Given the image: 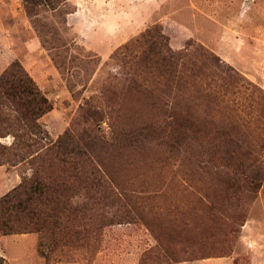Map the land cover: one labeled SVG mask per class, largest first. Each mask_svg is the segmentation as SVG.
Returning a JSON list of instances; mask_svg holds the SVG:
<instances>
[{
    "label": "rangeland",
    "instance_id": "rangeland-1",
    "mask_svg": "<svg viewBox=\"0 0 264 264\" xmlns=\"http://www.w3.org/2000/svg\"><path fill=\"white\" fill-rule=\"evenodd\" d=\"M36 1L30 13L24 0H0V75L19 60L53 101L41 118L52 139L74 123L80 133L90 129L81 107L97 105L92 129L108 143L94 142V154L144 201L134 212L87 211L89 235L65 244L42 248L37 232L0 234V264H264V0ZM146 33L163 34L175 51L200 44L240 75L241 92H226L220 108L198 93L195 113L206 129L189 144L165 126L172 112L123 85L138 59L124 46ZM121 129L139 139L128 149L112 142ZM9 159L0 198L32 174L29 159ZM251 181L262 183L256 192ZM222 185L230 198L220 204ZM218 210L220 224L210 216Z\"/></svg>",
    "mask_w": 264,
    "mask_h": 264
},
{
    "label": "trees",
    "instance_id": "trees-1",
    "mask_svg": "<svg viewBox=\"0 0 264 264\" xmlns=\"http://www.w3.org/2000/svg\"><path fill=\"white\" fill-rule=\"evenodd\" d=\"M24 2L32 13L38 1ZM165 38L163 34L146 33L124 46L129 56L138 59L135 71L124 78L123 85L127 91L151 98L156 110L164 108L172 112L165 114L172 118L170 122L165 120V126L173 138L191 141L195 133L206 129L200 127L195 113L198 93L211 110L220 108L227 103L226 92L230 90L233 95L241 92L236 90L239 85H234L240 75L200 44L191 43L175 51ZM135 48L141 50L139 57L132 54ZM150 75L152 81H148ZM97 107L88 100L81 107V117L91 124L90 129L80 133L73 129L74 123L57 139H52L41 118L54 108L53 101L19 60L3 71L0 75V138L11 135L14 140L10 145L0 141V166L14 155L30 160L32 174L0 198V234L37 232L40 247L47 248L89 235L85 224L87 211H102L106 207L121 209L129 205L134 212L142 207L144 198L110 178L94 154V142L108 143L92 129L93 122H98L100 117ZM121 131L112 141L118 147L128 149L139 140L132 130ZM191 169L195 171L193 166ZM258 179L264 181V177ZM249 183L254 184L250 189L253 192L262 185L258 181ZM224 186L220 188L222 195L218 196L220 204L230 198L227 197L230 186ZM210 216L216 224L223 222L224 214L220 210Z\"/></svg>",
    "mask_w": 264,
    "mask_h": 264
}]
</instances>
